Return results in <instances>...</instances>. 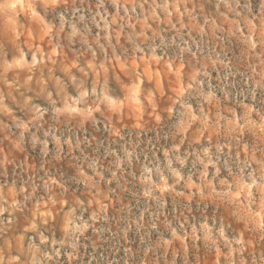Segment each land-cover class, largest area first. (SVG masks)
I'll list each match as a JSON object with an SVG mask.
<instances>
[{"label": "rangeland", "instance_id": "1", "mask_svg": "<svg viewBox=\"0 0 264 264\" xmlns=\"http://www.w3.org/2000/svg\"><path fill=\"white\" fill-rule=\"evenodd\" d=\"M0 264H264V0H0Z\"/></svg>", "mask_w": 264, "mask_h": 264}]
</instances>
